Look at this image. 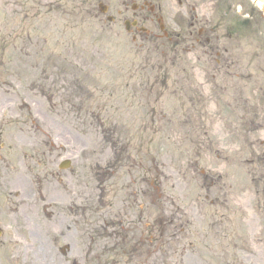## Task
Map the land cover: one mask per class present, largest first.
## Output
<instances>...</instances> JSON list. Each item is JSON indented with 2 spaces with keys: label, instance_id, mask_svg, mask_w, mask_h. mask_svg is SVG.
I'll use <instances>...</instances> for the list:
<instances>
[{
  "label": "rangeland",
  "instance_id": "374dc122",
  "mask_svg": "<svg viewBox=\"0 0 264 264\" xmlns=\"http://www.w3.org/2000/svg\"><path fill=\"white\" fill-rule=\"evenodd\" d=\"M144 1L0 0V264H264V12Z\"/></svg>",
  "mask_w": 264,
  "mask_h": 264
},
{
  "label": "flooded vegetation",
  "instance_id": "af4514ba",
  "mask_svg": "<svg viewBox=\"0 0 264 264\" xmlns=\"http://www.w3.org/2000/svg\"><path fill=\"white\" fill-rule=\"evenodd\" d=\"M141 14H145V10H147L148 11V13H150L151 14V12H153L154 11V8L152 7V6H150V5H148L146 2H144L143 3V6L141 7ZM146 16H147V14H146ZM149 17V16H148ZM145 20H144V17L142 16V15H140V16H138L137 17V19H136V21H133V23H134V25H135V27L139 24V23H145L144 22ZM143 29H140V32L142 31ZM203 34H204V31H202V30H200L199 32H198V36L199 37H201V36H203Z\"/></svg>",
  "mask_w": 264,
  "mask_h": 264
},
{
  "label": "bare ground",
  "instance_id": "6f19581e",
  "mask_svg": "<svg viewBox=\"0 0 264 264\" xmlns=\"http://www.w3.org/2000/svg\"><path fill=\"white\" fill-rule=\"evenodd\" d=\"M256 5L262 12H264V0H259Z\"/></svg>",
  "mask_w": 264,
  "mask_h": 264
}]
</instances>
